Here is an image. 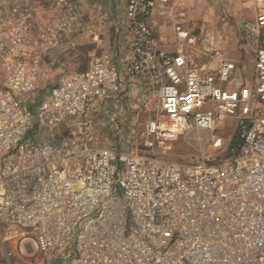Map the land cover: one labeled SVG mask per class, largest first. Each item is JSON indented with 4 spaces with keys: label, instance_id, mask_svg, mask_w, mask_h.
I'll return each instance as SVG.
<instances>
[{
    "label": "built area",
    "instance_id": "1",
    "mask_svg": "<svg viewBox=\"0 0 264 264\" xmlns=\"http://www.w3.org/2000/svg\"><path fill=\"white\" fill-rule=\"evenodd\" d=\"M156 15L173 24V50L159 41ZM184 17L171 0H127L118 51L98 40L87 69L64 70L36 95L41 47L52 41L36 51L22 36L9 47L0 31V254L264 264V7L237 23V53L201 45ZM152 93L146 153L101 140L103 105ZM195 129L212 133L196 160L151 155Z\"/></svg>",
    "mask_w": 264,
    "mask_h": 264
},
{
    "label": "rangeland",
    "instance_id": "2",
    "mask_svg": "<svg viewBox=\"0 0 264 264\" xmlns=\"http://www.w3.org/2000/svg\"><path fill=\"white\" fill-rule=\"evenodd\" d=\"M171 3L174 10L186 13L184 24L202 41L201 45L224 46L232 53L240 51L237 23L254 16L258 7H264V0H171ZM82 5L81 0H0V31L4 33L9 47L20 46L19 38L25 36L28 40L26 44L31 45L33 50L38 51L40 44L47 40L52 41L48 44L50 49H60L61 34L70 33V39H74V12L80 11V17L85 18L84 10H81ZM64 20H68L69 25L66 23L63 29L56 27L58 21L65 23ZM44 23L49 26L46 30ZM108 32L114 42L117 32L111 27ZM193 55L195 57L196 53ZM47 58L44 55L42 67L45 68L41 75V88L35 95L43 91L58 75L46 67ZM5 74L0 70V78L5 77ZM156 99L157 93H152L151 102L147 101L144 94L125 97L120 104L118 101L109 100L108 106L103 105L102 113L109 130L103 128L101 140L112 146H117L120 142L122 147L146 153L148 148L145 146L146 137L143 130L147 118L157 105ZM110 110L122 121L120 136L112 129L110 120L114 123L116 121L113 120ZM124 118L128 120L125 121ZM219 134L224 132L219 130ZM211 136L212 133L208 130L195 129L171 141L172 147H155L158 154L151 155L176 161H193L207 149L206 145ZM0 264H40V258L37 255L24 258L15 253L9 257L0 254Z\"/></svg>",
    "mask_w": 264,
    "mask_h": 264
},
{
    "label": "crops",
    "instance_id": "3",
    "mask_svg": "<svg viewBox=\"0 0 264 264\" xmlns=\"http://www.w3.org/2000/svg\"><path fill=\"white\" fill-rule=\"evenodd\" d=\"M81 1L83 4L81 10H84L85 18L80 17V11L78 13L74 12V39H70V33H63L60 35V49H50L49 46H44L45 55L48 57L46 67L49 71L59 74L66 69L74 71L85 70L89 67L92 57L101 51L98 47V40L102 39L103 45L108 47L113 53H116L126 39L123 32L125 33L124 8L127 0ZM64 21H66L65 25L66 23L69 25L68 20ZM154 23L160 26V43L164 47L173 50L174 48L169 46L175 37L173 24L159 15L154 17ZM50 24L53 25L51 22ZM48 27V24L44 23V29L46 30ZM110 27L117 32L115 33L114 42L110 34H108ZM221 47L225 48L224 46ZM115 117L117 116L114 115ZM127 120L125 119V121ZM117 146L116 148L123 150L131 149Z\"/></svg>",
    "mask_w": 264,
    "mask_h": 264
}]
</instances>
